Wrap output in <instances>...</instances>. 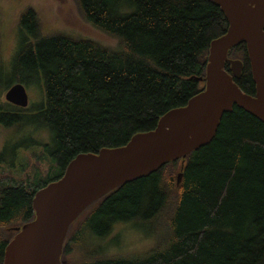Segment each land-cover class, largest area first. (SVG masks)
I'll return each mask as SVG.
<instances>
[{
    "label": "trees",
    "instance_id": "trees-1",
    "mask_svg": "<svg viewBox=\"0 0 264 264\" xmlns=\"http://www.w3.org/2000/svg\"><path fill=\"white\" fill-rule=\"evenodd\" d=\"M74 3L86 23L116 39L114 48L78 34L42 35L36 12L27 8L17 20L23 37L10 68L0 58V74L10 72L5 89L38 84L41 101L29 116L53 140L45 173L0 177V264L16 229L34 218L35 191L58 180L71 159L126 144L204 88L210 42L228 26L211 0ZM227 58L241 61L233 80L254 95L245 43ZM224 69L231 72L229 61ZM25 110L0 101V127L22 123ZM119 221L143 227L152 244L131 254L103 252L96 240ZM60 258L63 264H264V123L234 104L209 142L86 206L70 223Z\"/></svg>",
    "mask_w": 264,
    "mask_h": 264
},
{
    "label": "water",
    "instance_id": "water-1",
    "mask_svg": "<svg viewBox=\"0 0 264 264\" xmlns=\"http://www.w3.org/2000/svg\"><path fill=\"white\" fill-rule=\"evenodd\" d=\"M223 11L228 26L210 42L205 86L185 105L163 114L155 128L133 135L119 147L79 153L63 175L34 193V218L16 229L7 243L3 264H63L62 244L70 223L91 202L118 185L158 169L164 162L184 158L209 142L221 115L235 104L264 123V0H211ZM245 43L254 95L234 82L239 59L228 50ZM226 61L231 72L224 69ZM198 80H202L199 77ZM6 102L25 108L29 99L21 82L4 92ZM181 173L176 183L179 184Z\"/></svg>",
    "mask_w": 264,
    "mask_h": 264
},
{
    "label": "rangeland",
    "instance_id": "rangeland-1",
    "mask_svg": "<svg viewBox=\"0 0 264 264\" xmlns=\"http://www.w3.org/2000/svg\"><path fill=\"white\" fill-rule=\"evenodd\" d=\"M27 8L36 12L42 35L58 32L78 34L106 47L114 48L116 45L115 38L93 28L81 18L74 0H0V58L6 66L9 64V68L23 37L17 20ZM9 73L0 74V101H6L3 84ZM21 83L28 93L29 104L23 112L22 123L0 127V177L3 174L15 178L34 177L37 170L45 173L51 162L47 148L53 146L52 134L46 126L33 123L29 116L35 113V104L41 101L40 88L37 83ZM96 243L105 253L131 254L145 251L152 244V239L138 224L119 221L114 224L112 233L98 238Z\"/></svg>",
    "mask_w": 264,
    "mask_h": 264
}]
</instances>
